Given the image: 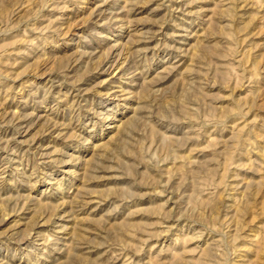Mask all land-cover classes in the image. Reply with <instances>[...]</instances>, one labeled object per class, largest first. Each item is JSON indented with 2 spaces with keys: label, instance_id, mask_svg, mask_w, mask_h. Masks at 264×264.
Here are the masks:
<instances>
[{
  "label": "rangeland",
  "instance_id": "rangeland-1",
  "mask_svg": "<svg viewBox=\"0 0 264 264\" xmlns=\"http://www.w3.org/2000/svg\"><path fill=\"white\" fill-rule=\"evenodd\" d=\"M0 264H264V0H0Z\"/></svg>",
  "mask_w": 264,
  "mask_h": 264
}]
</instances>
